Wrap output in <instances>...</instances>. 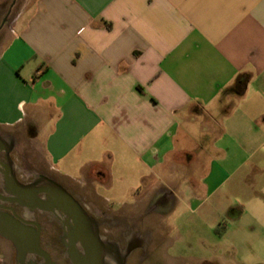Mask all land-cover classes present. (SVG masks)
<instances>
[{
  "label": "crops",
  "instance_id": "crops-1",
  "mask_svg": "<svg viewBox=\"0 0 264 264\" xmlns=\"http://www.w3.org/2000/svg\"><path fill=\"white\" fill-rule=\"evenodd\" d=\"M4 38L0 135L34 130L48 174L95 206L174 188L192 211L260 167L264 0H33Z\"/></svg>",
  "mask_w": 264,
  "mask_h": 264
},
{
  "label": "flooded vegetation",
  "instance_id": "flooded-vegetation-1",
  "mask_svg": "<svg viewBox=\"0 0 264 264\" xmlns=\"http://www.w3.org/2000/svg\"><path fill=\"white\" fill-rule=\"evenodd\" d=\"M16 3L17 0H12L3 13L1 9L4 6H0V45L5 37L4 30H10L13 21L19 15L18 13L11 17ZM5 135L4 142H0V218L7 230L16 232L20 228V232L17 233L19 238L28 242L36 240L39 248L20 252L13 242L0 235V241H5L12 249L13 256L8 264H75L69 255V247H71L69 238L74 230L81 229V226L73 223L66 214L57 215L54 212L36 209L32 200L21 199L16 182L25 186L40 187L54 182L65 189L88 216L102 241L104 247L102 264H145V261L151 257H160L165 253L169 255L170 251L175 250L182 233L170 238L171 228L167 225L164 232H159L155 238H152L146 223L147 220H151L161 229L163 222L175 221L180 207L177 190L158 189L151 194L137 191L133 195L139 200L147 198V201L137 203L136 206L127 208L125 212L116 211L111 207L100 208L83 196L70 192L42 169L30 165L27 157L22 156L19 159L20 163L17 162L15 147L11 148L8 141L11 135L9 133ZM35 196L41 200L46 199L43 193ZM220 224L214 230V234L219 238ZM88 248V241L76 245L78 255L87 260ZM19 253L22 256H19ZM3 259L4 254L0 251V264H4Z\"/></svg>",
  "mask_w": 264,
  "mask_h": 264
},
{
  "label": "rangeland",
  "instance_id": "rangeland-1",
  "mask_svg": "<svg viewBox=\"0 0 264 264\" xmlns=\"http://www.w3.org/2000/svg\"><path fill=\"white\" fill-rule=\"evenodd\" d=\"M12 0H0L1 13ZM33 0H17L11 17L25 11ZM9 30L5 29L6 34ZM5 39V38H4ZM9 142L13 140L15 158L27 157V162L37 169L46 170L45 158L41 150L32 144L34 130L15 129L9 132ZM9 138V137H8ZM261 152H264L262 149ZM215 161L223 164L220 154L212 151L207 159L196 161L192 166L194 179H203L205 168ZM20 163V162H19ZM259 168L244 165L237 174L230 177L217 176L212 179V185L221 183L205 202L196 209L190 210L186 204V196L181 190L179 213L175 221L169 224V237L182 233L175 250L169 255L154 256L147 259L145 264H264V158L258 161ZM169 181L172 179L169 178ZM174 184L180 188L186 181L185 177L173 178ZM177 180V181H176ZM177 182V183H176ZM196 194H200L196 192ZM185 200V201H183ZM220 224L219 238L214 234ZM147 229L152 238L161 229L147 220ZM171 238V237H170ZM169 238V239H170ZM0 251L4 254L3 263L8 264L12 258V249L5 241H0Z\"/></svg>",
  "mask_w": 264,
  "mask_h": 264
},
{
  "label": "water",
  "instance_id": "water-1",
  "mask_svg": "<svg viewBox=\"0 0 264 264\" xmlns=\"http://www.w3.org/2000/svg\"><path fill=\"white\" fill-rule=\"evenodd\" d=\"M4 138L0 135V142L3 141ZM10 147H13V140L9 142ZM16 186L18 188V195L21 199H30L34 203V207L36 209H40L43 211L54 212L57 215L58 213L66 214L73 223H77L81 226V229L74 230L73 235L69 238L70 242V252L69 255L74 260L75 264H102L104 256H103V244L101 239L99 238L97 232L92 226V223L88 216L85 214L83 209L77 203V201L63 189L59 185L54 182H50L47 186H25L16 182ZM36 187V188H35ZM43 193L46 196L45 200H41L35 194ZM2 219L0 218V235L4 237L6 240H10L13 242L19 251L25 250H38L36 240L33 242H28L19 238L17 233L20 232L17 229L16 232L7 230L4 227V223H2ZM77 227V226H76ZM16 236V237H15ZM18 236V237H17ZM87 239V240H85ZM88 241L89 250L87 253V259L81 258L76 250V245H80V242ZM19 256L22 254L19 253Z\"/></svg>",
  "mask_w": 264,
  "mask_h": 264
}]
</instances>
